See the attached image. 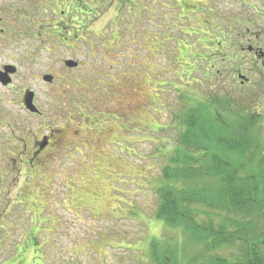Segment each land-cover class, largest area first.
I'll return each instance as SVG.
<instances>
[{
	"label": "rangeland",
	"instance_id": "rangeland-1",
	"mask_svg": "<svg viewBox=\"0 0 264 264\" xmlns=\"http://www.w3.org/2000/svg\"><path fill=\"white\" fill-rule=\"evenodd\" d=\"M51 1L0 0L2 47L30 48L25 86L39 101L16 114L0 88L17 121L0 124V264H151L153 239L180 236L157 219V191L184 105L254 102L264 140V59L250 50L264 51V0H75L68 46L50 38L49 53L41 25L60 18ZM14 18L36 22V37L17 38ZM50 71L70 80L54 100L40 81Z\"/></svg>",
	"mask_w": 264,
	"mask_h": 264
},
{
	"label": "trees",
	"instance_id": "trees-1",
	"mask_svg": "<svg viewBox=\"0 0 264 264\" xmlns=\"http://www.w3.org/2000/svg\"><path fill=\"white\" fill-rule=\"evenodd\" d=\"M215 98L184 105L178 114L179 139L162 169L157 219L180 236L153 239L151 264H264L257 105Z\"/></svg>",
	"mask_w": 264,
	"mask_h": 264
},
{
	"label": "flooded vegetation",
	"instance_id": "flooded-vegetation-1",
	"mask_svg": "<svg viewBox=\"0 0 264 264\" xmlns=\"http://www.w3.org/2000/svg\"><path fill=\"white\" fill-rule=\"evenodd\" d=\"M36 0H25L26 2V6L30 5L31 3H35ZM72 1L76 3L75 0H52L50 2L51 7L53 6H57L58 9H52L53 13L55 15H57V12L60 13V18L59 21L57 23L52 22L51 24H49L51 27L47 28L44 25H41V29L43 30V32L47 33L44 37L45 40H43L44 43V47L43 49L46 50L47 52H52L50 48H47L45 46V43L50 42V38L51 39H57V40H61L58 41V47L59 46H68L66 43V40L68 39V37L66 36V34H68V36L70 35V28H69V23H67L65 21L66 18V13L68 12L69 14L71 10H75L78 11V9H76L73 4ZM24 2L22 1V9H27L26 7H23ZM31 19L29 18L28 20H20V19H15V25L19 26V29L15 30L14 34H16L17 38L21 37V34L17 33V32H21L25 30H29L30 33L26 34V36L28 37H36L35 35H32V27H36V22H31ZM0 21L2 22V19L0 18ZM56 24L58 27H56ZM54 27L55 30H53L51 33L54 34V36H56V34L58 32H62V34L60 33L58 38H54V37H50L53 36L51 34H49V31L51 30V28ZM11 29V28H10ZM11 31V30H9ZM8 32V29H6V25H5V29H0V54L5 55L6 53H8V51L12 52V51H17V54L19 55V61L16 64H8V63H2L0 64V88L3 87L5 88V91H8L10 94H12L15 99H14V104L16 105V107H18V109H16V114L17 113H21L24 109L27 110L26 107V101H27V97L30 93H32L33 91L35 92L33 94V101L34 104H38V95L37 92L34 89L28 88L27 86H25V78H24V73L23 70L26 68L25 65L22 66V64H25V58H22L23 56H21L23 53L25 54H30L29 50L30 48L27 46V44H24L23 47L21 45L20 42H18V40L16 38L14 39H5L3 43L6 44L5 48L2 47V40L3 37L5 36V34ZM48 34L50 36H48ZM257 38V37H256ZM258 39V38H257ZM52 40V41H53ZM20 43V44H19ZM18 45V46H17ZM25 46V47H24ZM251 48H253L252 46H250ZM250 50L252 52L255 53L254 56H256L257 58H259V56H257V54H261L262 53V58L264 59V51L260 48H257L256 50L251 49ZM33 51V50H32ZM262 51V52H261ZM68 62H70V60H65L64 64L66 65V67L68 68V70L71 69V66H69ZM264 64V62H263ZM27 75V74H26ZM240 75H243L240 73ZM23 76V78H22ZM34 76V75H33ZM67 78H69V76L67 75H60L59 73H54L52 71L50 72H42L40 73V81L42 82V84L44 86L48 87V94L46 93L45 95L47 96V98L54 100V90L52 89L55 86H58L60 88H63V86H65L66 84H69L70 80H67ZM238 79H239V75H238ZM241 80V79H240ZM249 80H245L244 82L241 81L240 82V86H243L244 84H247ZM31 90V91H29ZM27 91H29L27 93ZM27 93V94H26ZM0 98H3L2 101H0V124H4L5 127L9 128V124H13L17 121H15L13 118H11L9 121L7 120V118L9 116H12L13 113H8V112H4L3 107L5 104H8V106H11V102H6L4 101V97L1 95L0 93ZM4 102V104H3ZM13 109H10V111ZM42 118H44L45 116L42 114L38 115ZM21 118V116H19ZM17 119V118H16ZM16 125V123H15ZM14 131H16L17 129H19L18 127L14 126ZM53 129V128H52ZM55 130L53 129V132L50 133V137L54 135ZM49 137V136H48ZM49 137V138H50ZM47 139V138H46ZM48 144L50 142V140L46 141ZM45 142V143H46ZM47 145V144H43ZM7 181V180H6ZM2 183V182H1Z\"/></svg>",
	"mask_w": 264,
	"mask_h": 264
},
{
	"label": "water",
	"instance_id": "water-1",
	"mask_svg": "<svg viewBox=\"0 0 264 264\" xmlns=\"http://www.w3.org/2000/svg\"><path fill=\"white\" fill-rule=\"evenodd\" d=\"M68 64H69V66H71V67H75L77 64L74 62H68ZM240 78H242V79H245V77L244 76H240ZM26 107H27V109L29 110V111H31V112H33V111H35V106H34V103H33V94L32 93H30L29 95H28V97H27V101H26Z\"/></svg>",
	"mask_w": 264,
	"mask_h": 264
}]
</instances>
